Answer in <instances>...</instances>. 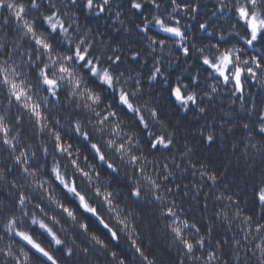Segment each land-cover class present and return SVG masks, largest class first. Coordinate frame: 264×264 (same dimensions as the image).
I'll use <instances>...</instances> for the list:
<instances>
[{"label": "clouds", "instance_id": "obj_1", "mask_svg": "<svg viewBox=\"0 0 264 264\" xmlns=\"http://www.w3.org/2000/svg\"><path fill=\"white\" fill-rule=\"evenodd\" d=\"M0 264H264V0H0Z\"/></svg>", "mask_w": 264, "mask_h": 264}]
</instances>
